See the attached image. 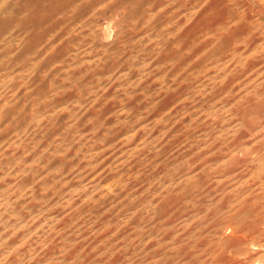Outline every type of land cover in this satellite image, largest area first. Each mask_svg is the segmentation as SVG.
Listing matches in <instances>:
<instances>
[{"label": "rangeland", "instance_id": "1", "mask_svg": "<svg viewBox=\"0 0 264 264\" xmlns=\"http://www.w3.org/2000/svg\"><path fill=\"white\" fill-rule=\"evenodd\" d=\"M263 250L264 0H0V264Z\"/></svg>", "mask_w": 264, "mask_h": 264}, {"label": "bare ground", "instance_id": "2", "mask_svg": "<svg viewBox=\"0 0 264 264\" xmlns=\"http://www.w3.org/2000/svg\"><path fill=\"white\" fill-rule=\"evenodd\" d=\"M60 5V4H59ZM67 5V4H66ZM61 6V5H60ZM128 12V11H127ZM45 17V16H44ZM47 19V18H46ZM241 213V212H240ZM237 216V215H236ZM237 222V221H236ZM256 224V223H255ZM258 233V232H257ZM263 235V234H262ZM243 244V243H242ZM244 249V248H243ZM264 251V250H263ZM257 262V261H256Z\"/></svg>", "mask_w": 264, "mask_h": 264}]
</instances>
